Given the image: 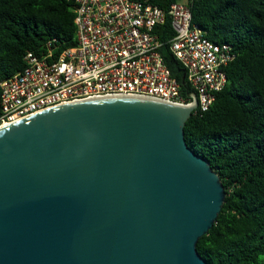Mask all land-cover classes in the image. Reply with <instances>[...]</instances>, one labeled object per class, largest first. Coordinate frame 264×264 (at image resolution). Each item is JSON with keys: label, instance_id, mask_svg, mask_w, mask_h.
<instances>
[{"label": "water", "instance_id": "obj_1", "mask_svg": "<svg viewBox=\"0 0 264 264\" xmlns=\"http://www.w3.org/2000/svg\"><path fill=\"white\" fill-rule=\"evenodd\" d=\"M190 110L109 95L1 125L0 264H208L195 242L225 192L184 141Z\"/></svg>", "mask_w": 264, "mask_h": 264}, {"label": "trees", "instance_id": "obj_2", "mask_svg": "<svg viewBox=\"0 0 264 264\" xmlns=\"http://www.w3.org/2000/svg\"><path fill=\"white\" fill-rule=\"evenodd\" d=\"M148 1L166 8L175 0ZM189 6L191 23L233 53L211 103L182 126L186 145L208 161L225 192L195 249L208 264H264V0H191ZM72 17L71 0H0V79L47 40L57 48L72 44ZM161 52L185 86L178 60L166 47Z\"/></svg>", "mask_w": 264, "mask_h": 264}, {"label": "built area", "instance_id": "obj_3", "mask_svg": "<svg viewBox=\"0 0 264 264\" xmlns=\"http://www.w3.org/2000/svg\"><path fill=\"white\" fill-rule=\"evenodd\" d=\"M71 2L73 43L57 48L47 40L0 79V126L57 104L109 95L148 96L203 111L224 84L233 53L191 23V0L166 8L148 0ZM162 47L182 66L185 86L170 73Z\"/></svg>", "mask_w": 264, "mask_h": 264}]
</instances>
